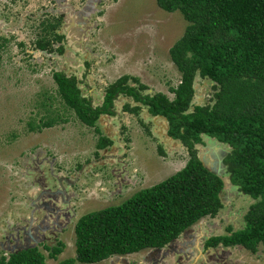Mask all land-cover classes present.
Returning a JSON list of instances; mask_svg holds the SVG:
<instances>
[{
	"label": "rangeland",
	"instance_id": "rangeland-1",
	"mask_svg": "<svg viewBox=\"0 0 264 264\" xmlns=\"http://www.w3.org/2000/svg\"><path fill=\"white\" fill-rule=\"evenodd\" d=\"M87 4L0 0V257L33 246L44 253L46 264L75 258L74 228L80 217L120 205L165 181L188 160L181 143L168 137L165 119L152 118L143 106L138 115L124 111L125 105H136L130 98L117 97L114 116H102L97 131L63 104L53 81L56 72L75 76L93 106L103 103L106 88L122 76L137 78L147 87L145 94L161 93L170 100L171 89L181 82L169 56L188 25L179 12H164L157 0H101L90 11ZM56 18L64 20L58 30L65 37L64 53H57L59 44L40 52L35 47L40 26ZM213 86L197 77L193 104L212 105ZM48 117L57 120L53 128L30 130V124L39 126ZM100 138L112 145L98 150ZM203 141L208 139L203 136ZM114 171L130 180L121 189L114 186ZM59 184L72 195L67 220L53 211L62 208L51 195ZM222 198L220 213L182 235L180 248L144 250L99 264H264V244L256 254L242 247L204 250L210 238L226 235L228 228L242 229L253 203L238 187ZM59 243L63 253L49 259L44 245Z\"/></svg>",
	"mask_w": 264,
	"mask_h": 264
},
{
	"label": "trees",
	"instance_id": "trees-1",
	"mask_svg": "<svg viewBox=\"0 0 264 264\" xmlns=\"http://www.w3.org/2000/svg\"><path fill=\"white\" fill-rule=\"evenodd\" d=\"M166 13L179 12L187 22L183 36L169 56L181 74L174 99L158 93L148 95L137 78L122 76L109 85L103 103L93 106L75 76L53 74L57 93L67 109L87 127L95 128L102 116H114L117 97L136 104L124 111L138 115L141 106L152 117L166 120L167 135L186 149L185 166L165 181L135 193L118 206L83 215L77 221L75 258L59 264H99L113 257L164 248L205 218H215L224 205L221 178L206 170L199 158L203 136L230 148L224 164L230 183L253 200L244 216V227L210 238L205 248L242 247L256 254L264 244V0H157ZM45 21L35 47L50 52L55 44L64 53L65 37L59 33L61 18ZM3 46H0V49ZM214 86L212 105H194L195 80ZM55 118L32 132L53 128ZM97 131V129H96ZM112 145L100 138L97 148ZM56 259L64 245L44 246ZM0 264H46L39 247L0 257Z\"/></svg>",
	"mask_w": 264,
	"mask_h": 264
},
{
	"label": "water",
	"instance_id": "water-1",
	"mask_svg": "<svg viewBox=\"0 0 264 264\" xmlns=\"http://www.w3.org/2000/svg\"><path fill=\"white\" fill-rule=\"evenodd\" d=\"M99 2H101V0H88L86 9L90 11V9L94 8V5L98 4ZM204 137L208 139V142L207 143L204 142L205 143L204 146L199 151V158L203 167L206 170H208L210 173L222 179L224 183V188L220 193V198L223 202V198H222L223 193H226L228 189L235 187L230 183L229 174L227 173V168L224 164V160L226 159L229 153L226 151L227 145L218 142L216 139L212 142L210 141L211 138L206 136ZM30 248H34V247L23 246L18 251H12V252L17 253Z\"/></svg>",
	"mask_w": 264,
	"mask_h": 264
},
{
	"label": "flooded vegetation",
	"instance_id": "flooded-vegetation-1",
	"mask_svg": "<svg viewBox=\"0 0 264 264\" xmlns=\"http://www.w3.org/2000/svg\"><path fill=\"white\" fill-rule=\"evenodd\" d=\"M62 16V14L60 13V16L59 17H61ZM64 18V17H63ZM62 21H64L63 19H62ZM172 140V139H171ZM113 175H114V177L116 178V181L114 182V186H116L118 189H121L122 187H123V185L124 184H126L127 183V181L129 182L130 180L126 177V178H123V179H120V176L119 175H116L115 174V171H114V173H113ZM65 182V184H67V185H69V186H72V185H74V183L73 182H69V181H64ZM60 185V184H59ZM61 186V185H60ZM51 195H52V198H54V199H56V201H57V203L58 204H60L61 205V207L63 208H61V209H56V208H53V211H58V213H59V215L63 218V219H65V220H67L68 218H70L71 216L68 214V210L67 209H70V208H72L71 207V201H70V199L72 198V195L71 194H68L67 193V191L64 189V187H60L59 189H57L55 192H53V193H51ZM70 207V208H69ZM67 208V209H66ZM55 211V212H56ZM71 214V213H70ZM40 227H42V226H40ZM186 233V232H185ZM185 233L184 234H182V235H185ZM181 235V236H182ZM180 236V237H181ZM179 237V238H180ZM178 238V239H179ZM178 239H176V240H174V241H172V242H170L168 245H166L164 248H160V249H150L151 251L153 250V251H157V252H163L164 253V249L166 248V247H173V248H180L181 247V245L182 244H184L183 242L182 243H180V242H177L178 241ZM39 244H41V243H39ZM38 246V245H37ZM44 246H46V245H44ZM218 248V247H217ZM210 249V248H209ZM209 249H206L205 247H204V250H209ZM175 252H177V250L175 251ZM181 261L179 260V263H180Z\"/></svg>",
	"mask_w": 264,
	"mask_h": 264
}]
</instances>
